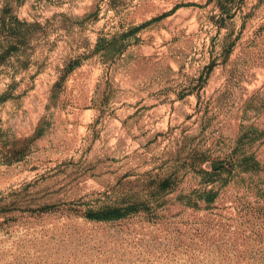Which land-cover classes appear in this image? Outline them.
I'll use <instances>...</instances> for the list:
<instances>
[{
  "label": "rangeland",
  "instance_id": "1",
  "mask_svg": "<svg viewBox=\"0 0 264 264\" xmlns=\"http://www.w3.org/2000/svg\"><path fill=\"white\" fill-rule=\"evenodd\" d=\"M0 264H264V0H0Z\"/></svg>",
  "mask_w": 264,
  "mask_h": 264
}]
</instances>
